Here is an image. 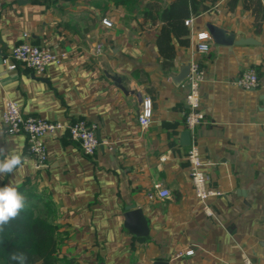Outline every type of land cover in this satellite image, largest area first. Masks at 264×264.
Here are the masks:
<instances>
[{"label":"crops","instance_id":"0c3cea01","mask_svg":"<svg viewBox=\"0 0 264 264\" xmlns=\"http://www.w3.org/2000/svg\"><path fill=\"white\" fill-rule=\"evenodd\" d=\"M147 1L0 0L2 52L28 34L29 42L66 54L42 76L8 69L0 59V147L23 156L27 148L24 135L4 131L7 98L25 114L65 124L85 120L99 139L87 156L65 132L52 134L48 166L36 171L32 160L25 161L0 177V187L45 192L58 255L79 264H264V30L255 33L242 2L229 11L228 0H218L211 11L193 16L190 45L176 44L167 71L157 47L161 23L143 17ZM209 24L252 43L226 46L211 39L210 50L199 53L196 34H209ZM193 61L205 69L206 115L194 135L185 125L187 78L177 85L170 76ZM248 69L256 70L258 85H234ZM146 98L154 113L143 130L138 117ZM193 141L210 185L223 193L209 201L214 217L203 210L189 178ZM156 185L171 195L157 196ZM129 206L142 210L147 236L126 227ZM189 250L194 253L186 255Z\"/></svg>","mask_w":264,"mask_h":264},{"label":"built area","instance_id":"2783aa9c","mask_svg":"<svg viewBox=\"0 0 264 264\" xmlns=\"http://www.w3.org/2000/svg\"><path fill=\"white\" fill-rule=\"evenodd\" d=\"M103 23L111 26L112 23L104 19ZM188 27H192L193 16L185 20ZM28 34H24V40L16 44L8 52L0 50V59L2 64L8 69H18L23 67L30 73L42 76L52 64H60L66 57L65 53H56L51 47L33 44L27 40ZM197 49L199 53H207L211 46V36L207 32L196 34ZM205 69L198 61L190 64L189 74L187 76L188 90L185 97L188 110L185 114V125L194 135L197 126L206 119L205 112L201 103V84L204 80ZM259 76L255 69H248L241 73L233 84L244 89H251L258 85ZM153 102L151 98L143 100L139 113V124L141 129L149 127L153 117ZM2 125L8 135H24L27 139V148L24 154L25 161L32 160L34 169L39 171L48 166L47 157V137L59 132H65L70 140L76 142L80 150L87 156L95 154L99 146V139L95 133L96 127L89 125L85 120H75L68 124L60 121L44 119L34 114H25L18 102L7 98L2 114ZM187 160L190 164L189 178L191 180L195 195L200 202L205 213L214 217L215 212L211 208L209 201L221 196V190L210 185L208 177L204 171L206 164L201 155L196 141H193L188 153ZM157 196L165 198L171 195V192L156 185ZM193 250L186 252V255L193 254ZM246 264H251L246 259Z\"/></svg>","mask_w":264,"mask_h":264},{"label":"trees","instance_id":"16d2710c","mask_svg":"<svg viewBox=\"0 0 264 264\" xmlns=\"http://www.w3.org/2000/svg\"><path fill=\"white\" fill-rule=\"evenodd\" d=\"M129 5L136 0H114ZM218 0H170L164 6L161 0H149L143 8V17L152 24L160 22L157 47L164 70H169L176 56V44L190 45V30L185 20L211 11ZM239 2L250 11L255 33L264 30V0H228L229 11ZM26 198L25 208L19 216L0 232V264H18L12 254L24 253L26 264H79L76 260L58 255L59 234L53 223V210L38 209L39 200L32 193L19 191Z\"/></svg>","mask_w":264,"mask_h":264},{"label":"clouds","instance_id":"9594fccd","mask_svg":"<svg viewBox=\"0 0 264 264\" xmlns=\"http://www.w3.org/2000/svg\"><path fill=\"white\" fill-rule=\"evenodd\" d=\"M0 157H4L0 159V177L22 168L26 160L22 153L7 154V149L3 147H0ZM25 205V196L15 186L0 187V232H3L5 226L19 216ZM11 259L17 261L18 264H26L27 256L24 253H14Z\"/></svg>","mask_w":264,"mask_h":264},{"label":"water","instance_id":"95a60500","mask_svg":"<svg viewBox=\"0 0 264 264\" xmlns=\"http://www.w3.org/2000/svg\"><path fill=\"white\" fill-rule=\"evenodd\" d=\"M207 29L209 31V34L211 36V39L215 44L218 45H243V44H249L252 43V41L247 40H236L235 36L231 33H228L223 28H220L218 26L209 24L207 26ZM189 68L190 64H184L181 66L180 72L176 75H170L172 78V81L179 85L181 82L186 80L188 74H189ZM184 136H186V139L188 141V144L190 142V132L186 131L184 133ZM125 225L126 227L133 233L139 235V236H147L149 234V227L147 225L146 218H144L142 210L136 208L135 206H129L127 207V212L125 214ZM155 264H167L165 261H156Z\"/></svg>","mask_w":264,"mask_h":264},{"label":"rangeland","instance_id":"374dc122","mask_svg":"<svg viewBox=\"0 0 264 264\" xmlns=\"http://www.w3.org/2000/svg\"><path fill=\"white\" fill-rule=\"evenodd\" d=\"M28 193H32V200H39L38 204V209H43V210H50L51 208V202L48 197V195L43 192V191H37V188L35 187H30L27 191Z\"/></svg>","mask_w":264,"mask_h":264}]
</instances>
